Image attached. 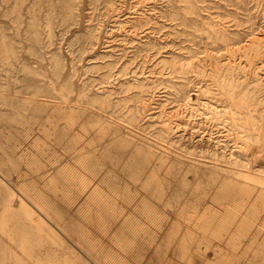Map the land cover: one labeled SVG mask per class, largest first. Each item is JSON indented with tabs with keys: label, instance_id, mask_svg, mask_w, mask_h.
I'll use <instances>...</instances> for the list:
<instances>
[{
	"label": "rangeland",
	"instance_id": "374dc122",
	"mask_svg": "<svg viewBox=\"0 0 264 264\" xmlns=\"http://www.w3.org/2000/svg\"><path fill=\"white\" fill-rule=\"evenodd\" d=\"M67 1L73 4L70 15L64 14L65 0H0V182L22 204L11 217L2 220L0 214V264H156L155 241L150 239L156 233L148 219L142 220L147 232L141 237L126 235L114 242L109 235L96 251L101 238L93 234L90 222L94 217H89L95 212L92 177L100 182L113 174L120 200L133 195L131 203L120 201L122 213L130 217L137 206H144V198L152 199L148 203L157 204L165 215L161 221H172L173 234L178 231L184 236L182 264H264V179L253 180L254 172L220 171L230 177L231 186L223 185L221 179L205 182L202 171L186 164L190 162L185 155L190 140L183 136L200 132L193 120H200L214 137L226 129H220V122L205 123L204 115L197 116L196 109L178 102L172 83L180 76L171 64L174 53L199 52L212 42L209 23L237 34L229 42L216 41L215 50H208L215 59H226L224 55L232 49H246L252 40L263 42L264 0H192L194 14L186 10L185 0ZM184 16L188 26H177ZM177 27L181 31L189 27L196 39L185 42L181 33L176 36ZM225 44H229L226 50ZM207 58V53H200L193 60ZM235 59L245 61L239 53ZM190 76L194 85L200 82L210 90L219 89L210 76ZM235 78L245 85L256 80L257 74ZM137 81L151 82L152 88L141 93L133 86ZM106 91L111 94L103 103L100 99ZM190 94L197 98L196 92ZM37 105L42 112L36 120ZM131 110L139 118L127 122ZM150 114L154 116L143 119ZM97 116L132 130L136 137L130 138L141 147L146 142L154 151L168 150L173 160L161 167L156 162L155 174L124 172L122 166L134 165L140 173L143 158L132 141L111 143L110 136L105 137L108 143L101 151L109 166L102 167L100 176H93V149L100 148L98 140L105 134L93 126ZM160 121L178 128L171 144L160 139ZM255 124L258 133L257 120ZM65 125L68 140L72 138L83 148L71 157L59 136ZM211 141L216 144L218 139ZM221 144L216 145L218 149ZM234 145L239 156L248 153L252 166H264V142L240 139ZM175 152L186 163L179 165ZM64 165L69 170L63 171ZM138 177L137 191L133 181ZM47 204L63 210L69 223L60 224ZM30 213L53 232L46 235L41 227L23 232L14 228L15 219L28 224ZM111 219L125 217L118 213ZM108 251L114 253L113 259H106L103 252Z\"/></svg>",
	"mask_w": 264,
	"mask_h": 264
},
{
	"label": "bare ground",
	"instance_id": "6f19581e",
	"mask_svg": "<svg viewBox=\"0 0 264 264\" xmlns=\"http://www.w3.org/2000/svg\"><path fill=\"white\" fill-rule=\"evenodd\" d=\"M185 1L188 5L186 10H188L190 14H194L196 7L195 3L192 0ZM72 10L73 4H69L68 1L65 0L64 14L70 15L72 14ZM179 15L180 14L177 13V16ZM174 20L179 21L180 19L175 18ZM140 23L142 22L140 21ZM187 24H189L188 17L184 16L183 20H181L177 26H188ZM208 26V38L212 40V42L209 43L208 41L205 44L204 49L202 48V51L198 52L197 50H190L189 47H182L181 50H190L188 52H184L186 56L183 55L184 53L173 54V59L171 61L172 68L175 72H178V76L180 77H178L177 81L172 83V85L174 86L173 89L176 92L178 102L183 103L190 110L196 109L198 111L197 116L204 115L206 119L205 123L220 122L221 125H223V127L220 129L225 128L226 130H218L216 132L218 136L214 137L210 130L205 128L203 125H200L202 123L200 122V120H193V123H197V125H194V128L199 127L200 132H190L188 135L183 136V138L188 137V140H190V143L187 145V150L185 152V155H187V158L190 162H183L180 159V155L176 152L174 156L179 165H183L184 163H186L192 169L196 171H202L205 175L203 176L205 182L206 179H209L210 181H218L221 179L224 182L223 185L231 186L230 181L227 180L230 179V177L223 176L220 171L234 172L235 174H240L241 172H254L252 175L253 180L258 181L264 179L262 178L264 177V166H252L248 153L246 154V157L239 156L235 150L236 145H234L238 144L240 139H247L250 142L253 141L261 145H263L264 142V97H262L263 93H260L261 91L264 92V41L254 42L252 40L251 44L247 46L246 49H232L229 54L224 55L225 57H227L226 59H215L212 56V53L208 52V50H215L214 44L217 43L216 41L224 43L229 42L233 39L232 36H237V34H233L232 31L226 28L216 27L217 25L213 23H209ZM191 28H193V26ZM188 29L189 27L183 28L181 31L178 30L177 27L175 30L176 36L179 37V34L181 33V37H184L185 42H191L193 38L196 39L195 34L192 31H188ZM228 48L229 44H225L224 49L226 50ZM200 53H207L208 58L205 61L200 59L193 60L197 59V56ZM237 53H239L241 57H244L245 61L237 62V60L235 59ZM208 66H210L211 68H208ZM190 73H195L198 79H201L205 76H210L213 79L214 85L219 89L210 90L204 84H200V82L197 83V85H194L191 81ZM250 73L257 74V79L245 85L244 83H239L235 78V76L238 78L241 74L245 76L247 74L249 75ZM137 82L133 86L140 89L141 93L147 92L148 89L152 88L151 82L146 81V84L140 81ZM251 85H253V87H250ZM240 86L242 87V89H240ZM192 91L196 92V99L192 98L190 94ZM110 94V92L106 91L100 99L101 102L107 103ZM257 94H259V96L261 95V97H257ZM122 101L126 102V100ZM34 111L36 112L35 118L37 120L38 117H41L42 106H35ZM129 112L131 114L128 115V120L126 121H137L139 118L138 116H136L137 112L132 110ZM149 116L153 117L154 115H146L143 119ZM255 120H257L259 123L258 133L260 134L256 133L257 129L254 128V126H256ZM163 123H165V121L159 122L160 139L165 143L171 144L174 141V136L178 134V128L171 126V123L166 125H163ZM93 126L97 130L104 131L105 133L98 140L100 141V148L98 150L93 149L94 156L92 157L91 162V172L93 170V176H100L102 167L106 165L109 166L106 158L107 156L104 157L105 153L101 155V151L108 143L105 137L112 136V139H110V141L112 140L111 143H113L115 140L122 139L126 142L132 141L134 145H137L138 149H136L139 155L143 158V160L141 161L140 173H136L137 167L134 165L122 166L121 169L124 172H131V174L134 175L143 173V176L147 175L148 173L155 174L158 171L159 167H161L162 165H169V163L173 160V155H170V152L168 150L163 151L158 149V151H154L152 149V146H150L151 144L148 146V143L146 142L143 143L144 146L141 147L137 141L131 139L134 136L136 137L132 130H123L121 125L117 124L116 122L110 121L103 116H97L96 122ZM111 126L115 127L110 131H107V129ZM68 128L69 127L67 125L63 126L59 130V136L63 143L69 147L71 157L72 155L81 152L83 148L79 147V144L72 138L68 140V138L70 137L67 134ZM220 132H222L221 134L223 135H219ZM260 136L263 139L262 142ZM214 138L218 139L216 144L211 141ZM231 142L234 143L231 145L232 149L230 148ZM221 143H223V147L221 149H218L216 145L218 144L219 146H221ZM140 147L143 151H141ZM200 148L202 149L199 151ZM248 150H250V148ZM228 151L231 152L228 154ZM156 162L159 163V167ZM60 166L62 167L63 164H60ZM84 166V169L87 170V166ZM54 169L56 170L59 168L55 167ZM62 170H69V165H64ZM105 173L107 174V176H109V172ZM45 176L46 175H42L43 178H45ZM104 178L107 179V177L105 176ZM106 179L102 181L100 180L102 184L106 185L105 187H103L98 181V177H92V185L94 188L93 201L95 202L93 207L95 212L89 213V217H94V219L90 222L93 225V234L98 233L100 235L99 238H101V240H99L95 246L96 251H100L97 249H101L99 248V246L102 241L110 239L109 235H111L112 239L115 240L114 242H117L118 239H125L126 235L131 237H141L144 232H147L146 228L142 225V220L148 219L150 223L154 225L156 233V236H152L150 238L155 241V245L153 246V254L157 258L156 264H182L185 260L184 258L186 257V253L182 252L184 236L180 237L178 231L173 234L174 224L172 221L166 223L161 221L165 215L163 213L161 214L157 204L155 205V203H148V201L153 200H146L144 198L145 201L142 200L144 206L142 208L140 206H137L133 210L135 212H133L129 217V214H124L122 213L123 211L120 210V201L127 200L128 203H131L133 201V195L129 194L126 199L123 198L122 200H120L115 191V188L119 185L118 181L116 180V176L113 174L107 180ZM84 180L85 179H83V181ZM139 180L140 178L138 177L133 181L134 188L136 187L137 191L140 187V185H138L137 183L139 182ZM36 182L37 181L35 180L34 183ZM84 185L86 184L83 183V186ZM0 192V214L1 219L4 220V217H11L13 216V214H16L13 212L18 207H21L22 204L18 197H16V195L14 194V191L11 188L4 187L2 182H0ZM232 197L230 200H232ZM52 199H54V201L57 200L56 198ZM80 199H78L77 201L79 205L81 204ZM236 199H238L237 196ZM74 201H76L75 198ZM46 207H49V209L55 213V219L60 224L66 225V223H69L67 221V217L62 212L63 210H58V208L54 204H47ZM248 207L251 208L250 205ZM118 213L125 217V219H111ZM67 214L69 213L66 212V215ZM158 215H161V217H159ZM29 220L30 222L26 224V222H20L19 220L17 221L15 219L14 228H18L23 232V230H25L26 228L41 227L39 229L46 235L53 232L51 226L44 227V221L35 219L33 213H30ZM147 252H150V249ZM103 253L108 260L113 259L114 257V253H112L111 251H108V253ZM252 264L262 263L254 261Z\"/></svg>",
	"mask_w": 264,
	"mask_h": 264
}]
</instances>
